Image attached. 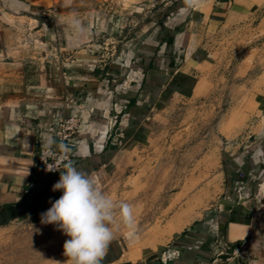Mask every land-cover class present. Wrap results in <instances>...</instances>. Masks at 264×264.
<instances>
[{
    "label": "crops",
    "instance_id": "obj_1",
    "mask_svg": "<svg viewBox=\"0 0 264 264\" xmlns=\"http://www.w3.org/2000/svg\"><path fill=\"white\" fill-rule=\"evenodd\" d=\"M119 1L0 0V230L40 223L62 195L35 152L76 115L73 168L96 183L132 169L135 202L136 172L156 171L148 185L161 188L154 220L101 264L219 252L264 264V0H191L145 20ZM103 38L118 42L108 65Z\"/></svg>",
    "mask_w": 264,
    "mask_h": 264
},
{
    "label": "rangeland",
    "instance_id": "obj_2",
    "mask_svg": "<svg viewBox=\"0 0 264 264\" xmlns=\"http://www.w3.org/2000/svg\"><path fill=\"white\" fill-rule=\"evenodd\" d=\"M190 1L120 0L119 2L124 3L125 6L140 8L141 11L135 14L142 16L143 20H145L163 16L165 13L170 12H168L169 9L172 10V8L184 6ZM131 12L133 14V11ZM260 22V19L256 20L255 27ZM254 31L255 34L259 33L256 28ZM104 40L105 38H103ZM234 65V63L231 65L232 69ZM229 77L234 78L232 75ZM149 158L150 156L147 157V159ZM173 158L174 162L181 163V155L175 154ZM160 159V161L163 160L162 162H164L166 156H161ZM169 162L172 163L173 161L169 159ZM155 173L156 171L150 172L148 170L142 171V174L136 172L138 175L137 179H141L143 184L146 183V185L140 187L141 191L138 192L136 202L134 196L131 195L134 181V171L132 169L126 172L115 170L96 183L97 187L114 204L113 220L109 223V227L113 232V239L110 243L132 236L137 233L139 228L146 227L154 220L149 218L154 207L151 202L153 198L158 197L156 194L161 188L148 185L147 180ZM167 173L165 172V174ZM180 173L181 171H174L175 175ZM121 204H128L133 209L134 224L131 228L123 222L120 214ZM68 239L70 237L63 230L58 229L55 224L42 222L23 225L13 224L0 230V264H74L71 258L64 255L63 246Z\"/></svg>",
    "mask_w": 264,
    "mask_h": 264
},
{
    "label": "clouds",
    "instance_id": "obj_3",
    "mask_svg": "<svg viewBox=\"0 0 264 264\" xmlns=\"http://www.w3.org/2000/svg\"><path fill=\"white\" fill-rule=\"evenodd\" d=\"M56 190H62V195L41 213V222L55 224L70 237L64 243V255L74 264H101L113 239L109 227L113 201L97 187L94 179L71 166L60 172V179L53 185V191ZM120 214L124 224L131 228L133 209L121 204Z\"/></svg>",
    "mask_w": 264,
    "mask_h": 264
},
{
    "label": "built area",
    "instance_id": "obj_4",
    "mask_svg": "<svg viewBox=\"0 0 264 264\" xmlns=\"http://www.w3.org/2000/svg\"><path fill=\"white\" fill-rule=\"evenodd\" d=\"M118 44L115 40L106 38L101 43L99 62L108 65L117 54ZM116 123V119L112 121ZM81 120L79 116L71 115L61 119L55 128V136L59 144L52 147H39L35 152V167L40 173L60 175L66 171L67 166L72 167L73 159L77 151V137L80 134ZM48 168L54 169L49 171ZM233 256L224 252L216 254L211 264H231Z\"/></svg>",
    "mask_w": 264,
    "mask_h": 264
},
{
    "label": "trees",
    "instance_id": "obj_5",
    "mask_svg": "<svg viewBox=\"0 0 264 264\" xmlns=\"http://www.w3.org/2000/svg\"><path fill=\"white\" fill-rule=\"evenodd\" d=\"M38 172H40L39 168H36Z\"/></svg>",
    "mask_w": 264,
    "mask_h": 264
}]
</instances>
